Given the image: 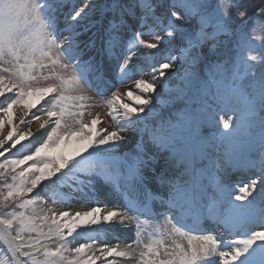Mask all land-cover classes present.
<instances>
[{
  "label": "snow or ice",
  "instance_id": "6c2138e0",
  "mask_svg": "<svg viewBox=\"0 0 264 264\" xmlns=\"http://www.w3.org/2000/svg\"><path fill=\"white\" fill-rule=\"evenodd\" d=\"M257 41L264 4L245 0H0V264H264ZM86 84L115 127L88 112ZM33 124L46 138L21 151ZM48 185L85 200L110 189L124 207L58 213ZM142 216H163L147 241ZM114 227L134 238L98 243Z\"/></svg>",
  "mask_w": 264,
  "mask_h": 264
},
{
  "label": "bare ground",
  "instance_id": "6f19581e",
  "mask_svg": "<svg viewBox=\"0 0 264 264\" xmlns=\"http://www.w3.org/2000/svg\"><path fill=\"white\" fill-rule=\"evenodd\" d=\"M128 87H130V86L129 85H123L121 87V91H125ZM93 94L94 93H92V95ZM87 95H90V94H87ZM94 100L96 102H98V103L99 102L103 103L102 99H98V100L94 99ZM90 108L88 109V112H91L93 114L98 113V111H96V112L91 111ZM88 117H90V116L87 115V113H86L84 119L86 120ZM110 122L107 120V123H106V122H104V119L102 120V124H103L104 127L112 128L111 126L113 124L110 123ZM32 128H33V132L36 133V137H38L41 134L42 130H41V132H37L38 125H36V124H33ZM5 130L6 131L8 130V126H6ZM29 139L31 140V142H33L32 138H29ZM22 143L23 144L24 143H29V141H24ZM162 164H163V162L161 161V165ZM242 176L245 177V174H243L241 172H238V171L229 172V177L231 179V182L234 183V184L237 183V181L234 182L233 179L235 180V178H239V177H242ZM155 183L156 182L153 181V184H155ZM54 186L55 185L46 186L40 194L43 195L45 192H49V193L52 192V188ZM67 193L76 195V199L73 200L70 203L62 202V197L66 193L60 194V195L57 194V197L60 198V199L59 200L57 199L58 201H55V203L52 206H54L56 209H58V207H60V209H59L60 212L69 211L70 213H75V212H78V211H85V210H88L91 207L97 206V203H96L97 201L99 203V206L105 211L110 209V208H113V207L123 208L122 206L121 207L119 206L118 201H117L116 197L114 198V193L112 191H110V194L106 193V195H99V196H97L95 198L88 197L87 200L82 199L78 194L71 193V189H68ZM43 197H45L44 198L45 200H48V198H46L45 195ZM87 201H92V202H87ZM52 206L50 204L46 205V207H48V208H52ZM56 211H58V210H56ZM159 218H160V222H162L163 221V216H161ZM148 222H149V220L146 221L145 224H144V227H145L144 239H145V241H147L149 239V234L148 233H151L152 228H153V227H150V224ZM134 233H135V229L134 228L114 227V228H111V229H105V230H103V231H101L99 233L98 243L99 242H107V243H110L112 245H115L116 243H120L121 247H123L125 242H131V240L134 238ZM214 234H217V233H214ZM88 235L96 236L97 234L95 232L82 233V237L83 236H88ZM223 239H224L225 242H229V241L235 240L236 236H235V234L226 235V236H224ZM78 242L83 243V242H87V241L84 240L83 238H81V239L78 240ZM0 246H2V245H0ZM222 250H227V249H222ZM97 264H99V262H97Z\"/></svg>",
  "mask_w": 264,
  "mask_h": 264
},
{
  "label": "rangeland",
  "instance_id": "374dc122",
  "mask_svg": "<svg viewBox=\"0 0 264 264\" xmlns=\"http://www.w3.org/2000/svg\"><path fill=\"white\" fill-rule=\"evenodd\" d=\"M245 2H247V3H251V4H253V5H261V4H264V0H245ZM252 11H253V9H250L249 10V16H252ZM256 22H257V18L256 17H252V19H246V23H244V24H240V22L239 21H237V23L238 24H240V27H243V28H245L246 30H251L254 26H255V24H256ZM147 38V37H146ZM252 48H253V50H254V54H260L262 51H264V48H261V46H260V44H259V42L257 41L255 44H253L252 45ZM144 77L146 78V79H151V74L146 70L145 71V73H144ZM136 78H138V77H133V79H136ZM126 85H129L130 87L132 86L130 83L129 84H126ZM119 87H122V86H120V85H118ZM84 90H85V93H87V94H90V96H92V97H94L95 99H101L98 95H97V92L94 90V88H92V87H89L87 84L85 85V87H84ZM94 93L93 95H92V93ZM94 102V103H93ZM0 103H2V101H0ZM43 103V102H42ZM93 103V104H92ZM91 104H92V107L90 108L91 109V111H93V112H96V111H98V113H100L101 114V117H102V120L104 119V122H106L107 123V120L110 122V123H112L113 125L111 126L112 128L113 127H115L116 126V122L115 121H113L112 119H111V117L108 115V108L106 107V105H104V103H98V102H96L95 100H93L92 102H91ZM97 104V105H96ZM39 107V106H38ZM34 112H36V109H34L33 110ZM160 113V108L158 107L157 108V115ZM37 114H39L38 112H37ZM164 114H165V116H167V110H165L164 111ZM175 113H173V115H174ZM91 116L90 117H88L87 119H86V121H90L91 120ZM209 131H212V129H209ZM126 135H128L129 137H133L135 134L131 131V129H129L126 133H125ZM43 138H46V137H44V135H43V131L41 132V134L38 136V137H36L34 140H33V142H31V143H24L23 145H24V149H21V151H24L25 149H29V148H32L33 147V145H36V146H38V142H42V139ZM19 147V146H18ZM129 147H130V145H129ZM124 150H127L126 148L124 149ZM233 181L234 182H236V181H238L237 183H235V184H239L241 181H244V182H246V179H245V177H239V178H235V180L233 179ZM56 186V185H55ZM54 186V187H55ZM52 188V192H45L42 196H46V198H48V200H47V204H50L51 206L55 203V201H58L60 198H58L57 197V194H64V193H67L68 192V188L67 187H64V188H60V187H55V188ZM45 198V197H44ZM58 199V200H57ZM52 209H54L55 211L56 210H58V211H56V212H60V207H58V209H56L54 206H52ZM77 243H80V242H78V241H76V242H74V244H73V246H76V244ZM0 247H2V246H0Z\"/></svg>",
  "mask_w": 264,
  "mask_h": 264
}]
</instances>
